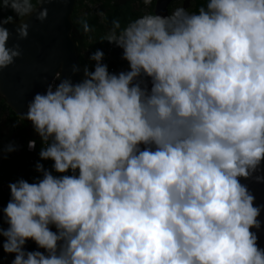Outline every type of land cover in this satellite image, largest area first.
I'll use <instances>...</instances> for the list:
<instances>
[{
    "label": "clouds",
    "instance_id": "clouds-1",
    "mask_svg": "<svg viewBox=\"0 0 264 264\" xmlns=\"http://www.w3.org/2000/svg\"><path fill=\"white\" fill-rule=\"evenodd\" d=\"M51 2L0 0V73L22 56L5 25L38 8L43 22ZM103 41L129 70L110 72L97 49L21 115L53 164L9 183L0 251L10 264H264V203L242 183L264 184V0L114 19ZM16 150L0 143V159Z\"/></svg>",
    "mask_w": 264,
    "mask_h": 264
},
{
    "label": "water",
    "instance_id": "water-1",
    "mask_svg": "<svg viewBox=\"0 0 264 264\" xmlns=\"http://www.w3.org/2000/svg\"><path fill=\"white\" fill-rule=\"evenodd\" d=\"M173 2L174 0H157L154 14L167 16L170 14ZM76 4L77 0H53L41 6L48 9V17L45 21L36 19L38 8L22 20H15L14 23L5 25L13 33L8 45L19 43L22 56L0 73V96L21 119V115L27 112L28 102L36 93L45 92L47 84L53 81L56 73L61 74V79L72 77L73 81H78L83 76V66L79 59L76 42L72 37L74 25L71 16ZM21 23L30 25L29 35L26 39L17 40L15 29ZM73 64L81 68V72L75 76H72L71 72ZM126 70H129L128 64L114 73ZM56 82L59 83V81ZM242 183L248 184L254 192L257 204L264 203V184L243 180ZM3 206L6 205L0 202V208ZM260 219L264 221V212L261 213ZM258 235L259 246L264 248V228ZM26 247L30 251L36 249L32 241H28ZM13 258V255L4 254L3 264H10Z\"/></svg>",
    "mask_w": 264,
    "mask_h": 264
},
{
    "label": "trees",
    "instance_id": "trees-1",
    "mask_svg": "<svg viewBox=\"0 0 264 264\" xmlns=\"http://www.w3.org/2000/svg\"><path fill=\"white\" fill-rule=\"evenodd\" d=\"M33 6H38L37 0H32ZM156 0L151 5L145 6L142 0H77L75 10L71 16L74 28L72 37L77 45L79 59L82 66L92 67L95 62L89 61L88 57L97 49L105 53L104 63L111 70H119L128 64L121 59L122 49L113 44L103 41L112 28V21L118 19L121 27H125L130 21L146 14H154ZM176 0L170 8V13L176 9ZM204 0H190L189 12H195L202 6ZM99 6L98 10L94 9ZM3 16L16 14L11 9H5ZM19 20V19H16ZM89 26V31L85 32L84 23ZM2 124L7 125L9 130L5 133ZM16 138L20 142L19 153L16 155L6 153L0 159V202L7 204L10 198L8 185L20 178L29 183L35 181L41 174L36 172L37 162L42 163L45 168L51 169L53 162L51 160H40L39 152L41 147L46 144L41 141L35 133L30 122L22 120L7 106L3 97L0 96V143L8 145ZM35 140L36 147L33 152L27 150L29 141ZM55 174V173H54ZM5 228V224L3 225ZM4 254L0 251V264H3Z\"/></svg>",
    "mask_w": 264,
    "mask_h": 264
},
{
    "label": "rangeland",
    "instance_id": "rangeland-1",
    "mask_svg": "<svg viewBox=\"0 0 264 264\" xmlns=\"http://www.w3.org/2000/svg\"><path fill=\"white\" fill-rule=\"evenodd\" d=\"M174 1H175V0H174ZM173 3H174V2H173ZM145 6H146V5H145ZM147 6H148V5H147ZM176 6H177V7H185V8H187V9L189 10V7H190V0H176V3H175V6H174V7H176ZM177 7H176V8H177ZM98 8H99L98 5L94 7V9H96V11L98 10ZM1 126H2L3 131H4L5 133H7L8 130H9V127H7V125H5V124H2ZM12 143H14V144L17 146V150L14 151V152H12V154L16 155L17 153H19L20 142H19L16 138H14L13 141H12Z\"/></svg>",
    "mask_w": 264,
    "mask_h": 264
},
{
    "label": "built area",
    "instance_id": "built-area-1",
    "mask_svg": "<svg viewBox=\"0 0 264 264\" xmlns=\"http://www.w3.org/2000/svg\"><path fill=\"white\" fill-rule=\"evenodd\" d=\"M111 72H115V70L112 69ZM28 143H29V142H28ZM27 150L30 151V152H33V151H34V150H29V148H28V144H27Z\"/></svg>",
    "mask_w": 264,
    "mask_h": 264
},
{
    "label": "flooded vegetation",
    "instance_id": "flooded-vegetation-1",
    "mask_svg": "<svg viewBox=\"0 0 264 264\" xmlns=\"http://www.w3.org/2000/svg\"><path fill=\"white\" fill-rule=\"evenodd\" d=\"M156 1H157V0H156ZM172 4H173V3H172ZM171 7H172V5H171ZM171 7H170V8H171ZM5 226H7V224H5Z\"/></svg>",
    "mask_w": 264,
    "mask_h": 264
}]
</instances>
